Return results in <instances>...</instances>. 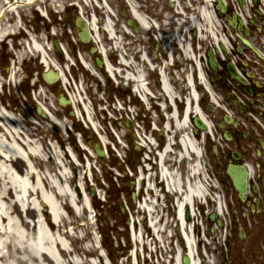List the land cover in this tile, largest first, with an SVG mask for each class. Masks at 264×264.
I'll list each match as a JSON object with an SVG mask.
<instances>
[{
  "label": "bare ground",
  "instance_id": "1",
  "mask_svg": "<svg viewBox=\"0 0 264 264\" xmlns=\"http://www.w3.org/2000/svg\"><path fill=\"white\" fill-rule=\"evenodd\" d=\"M37 1L39 0H0V21L2 20L0 22V35L1 31L4 32V34H7L10 33L11 29L16 31L19 28L17 21L11 26L8 24L9 22L6 24L5 22H3V16L9 14V10L12 11V13L13 11H15L13 13L14 15L12 14V18L14 21L17 20L15 13L25 5L41 4L43 6V2L45 3L47 0H40V3H36ZM55 1L56 0H52V2ZM58 1L60 3V6H62V4H65V2H61L63 0ZM76 1H78L79 3H83V0ZM130 1L134 7L132 11L130 10L131 17L137 22L139 28H141L142 30H146L145 28L149 24L146 22V18L144 16V11H146L144 5L141 3V0ZM178 1L182 6V1ZM194 1L195 3H197L198 0ZM205 1L207 2L208 6H205V8L200 11L199 9L195 10L194 15L196 17L194 18V20L186 18L185 21L181 22L178 34L180 35L181 33H183V30L187 25H190L191 27L194 26L195 29L198 27L199 33L202 36V42L210 40L211 36L213 35L214 38H218L217 43L213 42L214 48L217 49L220 48V44L222 42V39L224 38H221L220 36L217 18L213 17L210 12L211 9L209 7V3L212 0ZM45 4H47V2ZM4 7L6 9H4ZM182 8V12L184 13L190 11L188 5ZM103 9L104 8H102L101 10L97 9L94 3L89 6H84V15L87 18L85 25L88 34L91 36L90 42L92 44H96L100 49V52L97 53L100 58L103 56H108L111 63L118 67V69H120V77H122L123 75L125 76L129 73H133L134 76L140 75L138 68L141 66L142 62L137 60V58L139 59L140 52L138 51L139 40L134 37L133 33L130 34L127 31L129 33L127 35L126 31H124V29L121 27V24H116L114 30L116 37L120 39V44L125 49V52H122V61L116 60L113 49L111 51V48H109L111 42H109L108 39L102 40L95 36L97 23L100 25L104 21ZM106 12H108V10H106ZM260 12L263 13L264 11L261 10ZM172 14L174 15V17H180L181 13H174L172 11ZM197 25H199L200 27ZM107 28L110 30L109 25H107ZM161 30H164L166 33L171 32L168 25L163 26ZM21 32L23 33V31ZM101 34L102 30H100V35ZM54 35H59L58 31L55 30V32L47 34L45 40H47L48 44L51 43L50 41L51 39H53ZM130 35L132 37H130ZM128 38L132 41L127 42ZM191 38L195 41L197 36ZM167 39L168 36L164 38V41ZM181 40L183 41V43L187 42V40L185 39ZM28 45L30 46V49H32V51L35 50L38 52H43V63H45L46 67L49 68L50 71L57 73L55 68L59 67L66 73L65 67L61 62V58L56 57V53H53L51 49H48L47 45L43 43L42 37L40 35H35L32 41L28 40ZM25 46L27 47V42L16 44V47L19 50L25 48ZM183 49L185 50V55L187 57L192 56L193 58H196L198 60L199 57L196 53L195 56V54H192L193 52L189 53L188 49ZM67 51L72 55L73 52L71 51V49L69 50L67 48ZM43 67L44 65L40 63V65H38V70L42 71ZM184 69L185 72L189 71L186 66H184ZM109 70L112 74H115V76L118 77V74L116 73V71H114V68L112 70ZM13 72L17 77L19 76L18 70H13ZM200 79L202 82L207 84L206 78L204 79V77L202 76V71ZM8 81L9 80L4 81L3 79H0V83H3L4 86ZM54 82H60L58 73L53 75L52 83ZM183 82L186 84L189 91L193 89V92H191L190 95L186 93L188 98L187 106L185 107V115L182 114V116H179L180 120H177L170 114V117L167 121V125L170 126L171 131L174 134L182 135L181 140L180 142H176L173 146L171 144L168 145L165 159H162V161L165 162L166 167L168 168V170L165 171L166 178H168V181L172 183V187L175 190L179 188L180 191H182L180 200L181 198H183L182 203L177 210L174 207L173 211V208L169 207L168 211H170V213L172 214L174 212V217L176 219V222L178 223V227L182 222L183 228L185 227V225L187 226V228H189L193 221L196 224L197 220L199 221L200 218L198 217V214L191 217L190 210L189 208H187L186 212H189V216H185L184 221V218L182 217L183 203L189 202L190 204H192L193 202L195 203L197 201L195 196L203 197V195L206 194V190L209 189L208 185L210 184V178L203 171V169H200L199 161L196 160V157L201 155V145L191 136L189 132L190 128H192V125L188 118H190L192 114H201L203 117H205L200 108L197 107L196 110L194 109V99H197L198 95L194 90V86L192 85L190 87L189 85V82H191V77L190 75L188 77L184 76L181 81L175 83V86H173L171 81L170 85L173 88V93L170 89L171 87L168 84H165L164 86H166L167 93H169L170 95L172 94L173 96V94H178V92H180V88ZM12 83L13 77L12 79H10V85ZM65 87L69 92L73 90L72 83L65 84ZM60 91H62L61 88ZM45 93L47 94V96H45ZM45 93L40 92L37 94V97L43 103H48L51 100V96H49V93H47L46 91ZM62 93L66 95L64 91ZM213 96L216 99L218 98L216 94H213ZM72 99L76 103L77 100L74 96ZM4 105L5 102L2 101L0 103V263L104 264L103 261L95 263L93 260H91L93 257L98 255L97 246L93 245V243H91V246L86 247L77 246L81 245L83 241H88L89 238L91 239L88 226L90 222H88L86 217L84 216L87 211L86 207L83 208V210L78 211V217L75 216V213L71 208V206H77L79 204L85 205V201L80 194H78L77 197H73V195L71 194V191L75 187L77 189L78 177L77 172L76 175L72 176L67 172L69 168L72 170L74 169L75 171L77 170V167L76 165H74L72 160L73 158L71 157V155H73L71 154L72 151L69 152L67 149L65 150V148L62 149L66 141L60 140L58 143L54 141L56 140L58 135H50V141L59 144L58 146L56 144L55 146L51 147L47 137H44L45 135H49L51 133L48 125L43 126V130L37 127L34 128L33 121H31L33 119H29L27 117L22 119L18 114H16L17 112L13 110V108H8ZM48 108L50 111L55 109H50L51 107L49 106ZM55 111L56 110H54V112ZM40 112L42 113L41 109ZM86 113L87 116L90 117L92 111L90 112L89 110L86 111ZM58 114H60V112H58ZM179 115H181L180 112ZM188 115L190 117H188ZM51 118L52 120H50L52 121L51 123L54 128H57V124L62 125L58 120V117H55L53 115ZM162 120H164L163 116L161 117V121ZM64 124L66 123L63 122L62 126H65ZM94 126L97 128L95 124ZM209 126L211 130L209 131L210 133L207 132V134L214 136V128L212 124L210 123ZM172 132L169 133L171 134ZM101 138L102 140H100V146L102 147L103 145L109 152L110 149L107 138L102 135ZM69 140L72 139L70 138ZM140 151L141 147L139 146L138 152ZM89 152L90 157L94 155L92 151L89 150ZM179 160H182V162L184 163L187 161L188 168L186 169V175H182V177L180 176L178 178V171H176L177 169L175 167L179 164ZM193 161H197V163L195 164ZM201 164H203V162H201ZM155 168L156 167H154V169ZM154 169H147L142 167V172L140 173V175L142 176V182H140L139 185L141 186L140 195L143 197L142 210L144 213H146V210L147 212H149V214L152 216V227L158 234H160V231L162 230L164 224V228L166 230V227H171L172 221L166 215V209L161 208V200L159 199V197L156 198L158 195L157 193H155L156 191L150 190L153 187L152 183L156 182ZM136 174H138L137 171ZM83 178L87 179V177ZM127 202V204L129 205V201ZM217 204L218 206L214 210V212H216L215 215L218 217H222L225 211L222 199L220 201V199L218 198ZM129 208L132 210L131 214L133 215V217L142 213L140 209L138 211L134 210L135 206L133 203L129 205ZM64 209L70 210V213L74 215L73 220L70 221V224H72L73 226V235H71L66 230L68 220L62 213V210ZM194 211L195 209L193 210V214ZM158 218L159 220L157 221L156 219ZM80 221L83 222L80 223ZM134 227L136 228L134 235L136 236L138 233L141 237L142 233V240L143 243H145V241L148 239L146 234L150 232V229L148 228L146 223H143L144 230L137 225L136 221H134ZM79 230L84 231L82 237L79 236ZM139 230L141 231V233L139 232ZM185 236L186 246H184V250L178 248L176 251V248L172 246L171 243H169V246L172 247L170 250L167 248V246H165V251H162L164 257V261L162 262V264L166 263L168 254L174 252H177L178 264H180V258L182 255L188 256L191 260V264H197L196 258L201 257L200 253H198L197 255L195 251V248L197 246V236H195L194 238L192 234H185ZM66 239H70L72 245L74 247L76 246V248L72 250L70 248L71 244L66 241ZM161 239L164 242L168 239V237L165 238V234H162ZM153 241L155 242V239L152 240V242ZM136 244H138V239L136 241ZM145 248L147 247L144 244V249ZM137 260L139 263V255H137ZM200 264H202V262Z\"/></svg>",
  "mask_w": 264,
  "mask_h": 264
},
{
  "label": "rangeland",
  "instance_id": "2",
  "mask_svg": "<svg viewBox=\"0 0 264 264\" xmlns=\"http://www.w3.org/2000/svg\"><path fill=\"white\" fill-rule=\"evenodd\" d=\"M72 0H70L71 2ZM171 2V1H169ZM169 2L166 3V0H144V6L146 10H149V13L147 14L149 17H151L153 19V21L155 22V26L157 27V30H155L154 28L150 31V32H144V31H140V33H134L135 38H139L141 39L142 43H138L139 46V50H141V52L139 53V59L141 62H144V60H148L149 57L152 59H155L156 61H159V63H166V59L168 58V54L170 55L171 52H174V56H175V68H172V71H175V75L176 77L174 79H176L175 81H179V79L181 78V70L182 68H184L183 66L189 65L190 71L194 70V68L196 67V63L194 61H192V59L190 57L188 61L183 62L182 60L185 59L186 60V55L183 53V51L180 49V47L177 45L175 47L170 46L171 45V41L174 39H177V42L179 40V37L177 35V30H178V26L181 23V21H183L185 19V17H174V15L172 14V11L174 12H179L177 11L176 6H172ZM36 3H39L38 1ZM68 3L66 4V6H68ZM113 3V7L119 11V13L121 12V10H124V8L120 7V0H112ZM172 3V2H171ZM198 3H193L194 6H198ZM254 4L253 0L252 3H250V5ZM49 4H46L44 6L48 7ZM44 6H43V11H44ZM33 8V9H32ZM193 8V7H191ZM4 9H6L4 7ZM22 10L25 12V14L27 15V21H29V23L27 24L29 26V28H34L36 30L37 28V24H36V17L40 16V13H38V11H36V6H24L22 7ZM250 11L253 12V8L250 7ZM69 15L71 16V25L72 27H74V18L76 17V13L74 12L73 9H68ZM174 12V13H175ZM194 12V9H193ZM250 12V13H251ZM54 13V12H53ZM12 11H9V14L4 16L3 22L8 23L9 25H13V15H12ZM119 15L121 16V18L119 17ZM118 15V19L121 21V24H123V26L127 25L125 18L122 17L121 14ZM192 16V15H190ZM62 19H65V17L62 15L61 17ZM123 18V19H122ZM6 19V20H5ZM10 19V21H9ZM42 19V18H41ZM257 20H259L257 18ZM2 21V20H1ZM0 21V22H1ZM40 24V29L42 31H45V26L47 25V21L45 20L44 22H40L38 21ZM169 24V25H168ZM159 25L165 26L168 25L170 27V33L168 34H164L165 36H168V41L165 42H161L160 40H158L157 38H161L162 34L159 32ZM50 26V25H49ZM187 28H191L190 25H188L186 27ZM57 29L58 32H60V35L58 36V38L65 44L68 43L70 44V47L73 51H77L78 48H82L83 51L85 50L86 52L84 53H88L90 48L93 46L91 43L89 44H80L79 40L77 38V31L76 29H72V32H68L66 30V28H64L62 26V23H60V21H58L57 23ZM12 30V29H11ZM33 33V31H31ZM64 34H63V33ZM264 32V29H263ZM74 33V34H72ZM163 33V32H162ZM186 34L187 37L194 35V31H192L191 33H187L185 30L184 32L180 35V38H185L186 39ZM199 34V33H198ZM197 34V36H198ZM36 35H42V41L43 43H46L45 40V34H39L37 33ZM163 35V36H164ZM156 37V39H154ZM18 43H23L24 41L19 39L17 41ZM258 42V41H257ZM259 43V42H258ZM12 42L11 40L8 38L6 39L4 42H0V52L1 50H3L5 52V61H3V63L0 66V78H7L9 75L12 74L11 69H13L14 63L15 61L18 62L17 65V70H20V76H18V79L21 78H27L29 73H32L36 68V64L38 62H36L34 60V58H32L31 54H28V49L27 48H23L20 51L21 54H24V56L21 58L19 57V51L18 50H13V46L11 45ZM202 46V50L200 54H204L206 51V48L209 45V42H201L198 40L196 43V47L197 46ZM47 46H49V44H47ZM96 54V53H95ZM116 54V53H115ZM89 55V53L87 54ZM116 57V55H115ZM138 59V58H137ZM64 61V60H63ZM65 63V64H64ZM63 66H67L66 61H64ZM203 65L205 67V70L207 71V63L204 60ZM22 67V68H21ZM67 68V67H66ZM73 70V71H72ZM72 70H70V73L67 69V75H68V79L69 82L66 83H72L73 86V90L71 92H69V94L75 97V99L78 101H76V105L77 106H71L70 110L75 112V114H73L72 116H70L69 114H67V116L70 119V123H66L65 120L66 118L62 115L61 118H59L58 120L61 122V124L63 125V122L66 123L67 127H69V129H71V131L68 129H66V125L65 127L62 125L57 126V128H54L52 126V123L50 121L49 118H45L43 117L41 114L38 113L37 111V106L34 103L33 99H30L29 97H27V95L25 94V91L22 93L20 90H16L17 94H15L13 96V86L7 85L4 92H3V96H0L1 99L5 102L6 105H10V107L13 108V106H16V109H18V111L21 113V116L23 117V113L22 112H27L26 114L28 115L29 119H32V117H36L38 118L41 122V130H43V126L48 125V127L50 128L51 133L48 135H45L44 137H47L49 144L51 145V147L56 145V142L59 143L60 140H65L66 143L63 145L62 149H71L72 145H69L68 142V138L69 137H73V139L77 138L79 141V136L77 134L74 133V128L72 126V123H78L81 124L83 127H85V123L83 122V120L80 118L79 116V110L81 111H92L93 114V109H92V104L101 103V109H103V112L105 113H101L102 111H97L96 110V114L98 113V118L101 122V125L104 129H106V123L103 121H106L108 119H106V115H113L112 111H115V109L113 107L109 108V104L112 106L114 103V105L119 108L118 105H120L119 100L117 98H113L111 96V90L112 89H121L125 88L126 85L124 83V81H122L121 84H116L115 82H113V80L108 84L105 85V82L100 83L98 77L93 76L92 73H95L94 70H91L88 66L87 68L83 67L80 63L79 65L77 64L76 66H74L72 68ZM83 73V74H82ZM185 74V73H184ZM180 75V76H179ZM75 79L77 82L75 83V81L73 80ZM153 82V80H151ZM65 84V83H64ZM154 84V82H153ZM110 86V87H109ZM25 89V88H24ZM64 90V89H63ZM67 90V89H66ZM15 91V92H16ZM180 92L182 94L184 93H190L186 87V84H182L181 86V90ZM50 98L51 100L47 103L48 106H51L50 103H52L53 105L51 107L56 108L57 110H61L62 108L59 106L58 102H57V96L55 95H51L50 94ZM109 96V98H108ZM15 99V101H13ZM38 102H41L38 100ZM37 102V105H38ZM92 103V104H91ZM40 107V106H39ZM75 107L78 108V110L75 109ZM96 108V107H95ZM42 109V108H41ZM45 110V109H43ZM112 110V111H111ZM133 111V110H132ZM115 114L117 115V118L120 119V125L122 127H124L125 125V120H130L131 124H132V131L135 132V137L134 135L133 137V142L134 143H141L144 145L143 141H140L138 139L139 135H143V130L142 128L144 127L143 125V121H146L148 119V116H143V114H140L139 116V121H133V113H129L128 110L124 111H115ZM165 114V113H164ZM56 115V114H55ZM31 116V117H30ZM57 117V116H55ZM167 116L165 115V118ZM152 119L154 120V116H152ZM95 123V125H97L99 122L97 119L93 120ZM105 123V124H104ZM263 123V122H262ZM108 125L110 126V122L108 123ZM35 126V127H34ZM34 128H36V125L34 124ZM88 126V125H87ZM153 128V123L151 124V129ZM89 129H90V125H89ZM146 129V128H145ZM90 131L93 133V130L90 129ZM160 131H162V129H160ZM71 133V135H70ZM124 135L126 134V132H122ZM53 134H57L58 137L56 138V142H52L50 141L51 136H53ZM51 135V136H50ZM149 135V134H148ZM50 138H49V137ZM126 138L129 139L131 137V135L129 133H127ZM75 139V141L77 140ZM136 139V141H135ZM117 141V139H116ZM118 142V141H117ZM126 143V142H125ZM59 145V144H58ZM127 145V144H126ZM90 146V145H89ZM111 148H113L111 146ZM128 153H136V151H134L132 149V146L130 147L128 145ZM207 149V159H206V166L207 169L209 170V176H210V187H215L217 190V192H220L222 195L225 194L226 199H227V203H228V207H229V213L228 216L223 217L221 220H223V222L226 224L230 225V220H231V215L236 216V223H237V219L238 217H240V210H239V206L237 204V194L233 191L230 182L227 181L226 176L224 175L223 171L220 172L221 167H219V163H220V159L216 157V155L213 152V143L209 142L208 145L206 146ZM88 150L92 151V153H94V150H92V148H88ZM113 150V149H112ZM120 151V152H119ZM122 148L121 150L119 149L118 152L119 154L122 153ZM118 152H116L118 154ZM90 152L86 151L85 149L82 150V156L81 159L83 160L82 162V166H77V189L76 187L71 191V194L73 195V197H77L78 194H80L84 201H85V205L79 204L77 206H71L72 210L75 213V216L78 215V211L79 210H83V208H87V211L85 213V217L87 219L88 222H90L89 226V233L91 236V239L89 238L88 241H83L81 246H91L93 243V245L98 246V255L93 257L92 260L95 263H98L100 261H103L104 264H162V262L164 261V257L162 254V251H165V246H168V242L165 244L162 242L161 244L153 241L152 242V237H150L147 234V248L143 249V247L141 246V244H136L137 239L140 241V236L137 235H133V233L131 232L132 229V221L135 220H139L143 217V215H145L143 212L140 215H135L134 217L132 216L131 212L129 211V209L127 208L125 202L123 201L124 198L121 197V199H116V201L113 203V199L110 198L111 194L114 193L116 188L115 184L121 183V181L119 179H115L112 180V184H108L106 180H101L102 179V169L101 167L106 168L107 170H109L111 168V165H108L106 163V161L104 162V164H100L98 162V160L96 161L94 158L91 157L90 159ZM89 154V157H88ZM121 155V154H120ZM88 159V160H87ZM179 165H182V160H179ZM106 163V164H105ZM113 163V162H112ZM102 165V166H101ZM91 167V168H89ZM92 169L93 175H94V182L91 179V172L90 170ZM71 170V169H70ZM70 170L68 169L67 172L69 175H72V172H70ZM186 170V168H185ZM139 172V170H138ZM97 174V178L96 175ZM76 175V174H75ZM92 175V177H93ZM130 175V174H129ZM83 177H87L84 178ZM105 179V178H104ZM136 179V178H134ZM130 180V177H129ZM125 182V181H124ZM127 184V182H125ZM86 187V192L84 191V188ZM133 191H137V186L133 185ZM108 188H110V191H108ZM92 191L93 193V197L92 194H90V191ZM105 192H107L106 197L108 196V200H105ZM227 193H228V198H227ZM110 195V196H109ZM129 195V194H128ZM131 197V195L129 196ZM91 198H94V202L92 205H94V210L90 207L91 203L90 200ZM90 199V200H89ZM132 199V198H131ZM90 204V206H89ZM169 204H166L167 208L169 207ZM121 207H124L125 211L123 212ZM136 208L138 210V202L136 203ZM135 208V210H136ZM214 203H211L210 205V209L204 211V213L201 214L200 217V223L202 222V220L204 219L205 216V226L208 228L207 231V241H205L202 244V248L200 249L203 253L201 254V260L203 262V264H241L240 260L244 259L245 257H249V253L246 254V250L243 253L244 250H242L240 248L241 246V242L238 239V232L236 231L235 234L233 235V237L231 238V235L228 232L225 231L224 229H220V228H216L215 232L211 231L213 228L217 227V225L215 224V222H211L210 221V215L214 213ZM136 210V211H137ZM242 211V210H241ZM62 213L64 215H67V219L69 221L73 220L74 215L70 213V210H62ZM230 215V216H229ZM79 216V215H78ZM77 216V217H78ZM125 216H128L131 221L129 222V224H127V222L125 221ZM218 218V217H217ZM220 219V218H219ZM172 224L175 225L176 221L173 217V219L171 218ZM243 221H245L244 219L241 220V223L243 224ZM83 221H80V223ZM239 224V223H237ZM233 228V230L237 229V227H239V225ZM244 226V225H243ZM129 227V228H128ZM173 227V226H172ZM233 226H230L229 228H232ZM107 228L109 229H114V232H107ZM244 228L247 231H250L249 227L247 225L244 226ZM69 232L73 233L72 228H69ZM79 236L82 237L83 236V230H79ZM248 235V233H247ZM127 236L129 237V241H127ZM112 240L113 243H109V241ZM66 241H70V239L66 240ZM171 241V240H169ZM153 243L157 244V250L154 247ZM102 245V247L99 245ZM176 244V240H173V246H177ZM112 245V249H110V251L107 248H111ZM179 245V244H178ZM78 246V245H77ZM80 246V247H81ZM107 246V247H106ZM163 248V250L161 249ZM170 248L172 247H168V249L170 250ZM260 250V247L257 248V251ZM200 251V252H201ZM139 253L140 257H139V263L137 261V254ZM176 253H169L168 257L166 258V263L165 264H178L177 260H176ZM255 255V254H254ZM258 253H257V257L253 258L251 260L250 264H255L257 259H258Z\"/></svg>",
  "mask_w": 264,
  "mask_h": 264
},
{
  "label": "flooded vegetation",
  "instance_id": "3",
  "mask_svg": "<svg viewBox=\"0 0 264 264\" xmlns=\"http://www.w3.org/2000/svg\"><path fill=\"white\" fill-rule=\"evenodd\" d=\"M220 78L218 82L219 90L224 94H227L231 89L236 88L238 86L229 80V73L225 65H222L220 69ZM252 89H254V95L258 96L264 94V87L260 88L255 85H252ZM256 99V98H255ZM263 99V98H262ZM264 100V99H263ZM264 105V103H263ZM227 129L231 131L232 134V148L224 149L221 151L220 157L222 158L221 166L225 165L226 159L228 156L229 160H232L233 152L238 153V158L240 162L245 160L246 158H250L256 166V172L254 176V183L256 184V189L253 186L252 196L250 197L251 203L256 205L257 201H259L262 205L261 208H256L254 212L250 211L251 216L253 218L252 225V245L256 244L258 240L264 236V146H263V138L264 132L262 134H253L249 138H246L244 135V127L241 125H227ZM252 133V132H251ZM256 152L254 155L253 152ZM261 151V153L259 152Z\"/></svg>",
  "mask_w": 264,
  "mask_h": 264
},
{
  "label": "water",
  "instance_id": "4",
  "mask_svg": "<svg viewBox=\"0 0 264 264\" xmlns=\"http://www.w3.org/2000/svg\"><path fill=\"white\" fill-rule=\"evenodd\" d=\"M219 2H220V5L222 6V12H225L226 7H225L223 1L219 0ZM239 2H240V4H242L243 0H239ZM242 24L243 23H240V25L238 27L240 30L242 29ZM78 25L80 26V24H78ZM233 26L235 27V24H233ZM83 28H84V26H83ZM81 37H82L83 40H85V35L84 34H82ZM87 39H88V37H87ZM244 42L247 45L251 46V44L247 40H244ZM210 60H211L212 66L215 67L216 61H215V58L212 55V52H210ZM234 76L236 78H238L239 80H241L242 82H244L237 75V73H234ZM195 125L198 128H200V129H205L206 128L205 124L198 117L195 119ZM99 154L101 155L102 153L99 152ZM228 173H229V175L231 176V178L233 180V184H234L236 190H238V192H239L240 198L245 200L246 199L245 194L247 192V171H246V169L243 166H233V165H231L229 167ZM184 262H185V264H189V260L187 258L184 259Z\"/></svg>",
  "mask_w": 264,
  "mask_h": 264
}]
</instances>
